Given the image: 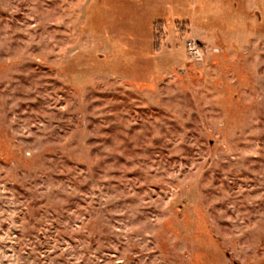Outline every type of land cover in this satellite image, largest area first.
<instances>
[{
	"label": "rangeland",
	"instance_id": "374dc122",
	"mask_svg": "<svg viewBox=\"0 0 264 264\" xmlns=\"http://www.w3.org/2000/svg\"><path fill=\"white\" fill-rule=\"evenodd\" d=\"M206 1L0 0V264H264V0Z\"/></svg>",
	"mask_w": 264,
	"mask_h": 264
},
{
	"label": "trees",
	"instance_id": "16d2710c",
	"mask_svg": "<svg viewBox=\"0 0 264 264\" xmlns=\"http://www.w3.org/2000/svg\"><path fill=\"white\" fill-rule=\"evenodd\" d=\"M209 0H207L206 2H205V4L207 5L209 2H208ZM159 25V24H158ZM157 29H158V27H156Z\"/></svg>",
	"mask_w": 264,
	"mask_h": 264
}]
</instances>
